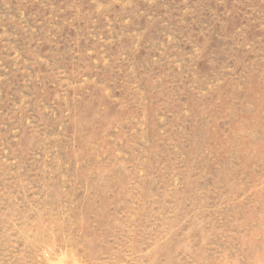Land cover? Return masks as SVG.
I'll return each mask as SVG.
<instances>
[{
  "label": "rangeland",
  "instance_id": "rangeland-1",
  "mask_svg": "<svg viewBox=\"0 0 264 264\" xmlns=\"http://www.w3.org/2000/svg\"><path fill=\"white\" fill-rule=\"evenodd\" d=\"M0 264H264V0H0Z\"/></svg>",
  "mask_w": 264,
  "mask_h": 264
}]
</instances>
